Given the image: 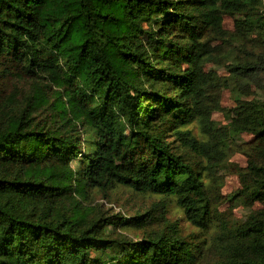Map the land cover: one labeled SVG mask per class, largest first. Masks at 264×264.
<instances>
[{"label":"trees","instance_id":"obj_1","mask_svg":"<svg viewBox=\"0 0 264 264\" xmlns=\"http://www.w3.org/2000/svg\"><path fill=\"white\" fill-rule=\"evenodd\" d=\"M225 14L238 15L234 32L224 29ZM251 34L264 45L263 0H0V64L44 80L25 103L0 95V264H201L199 243L166 232L136 242L105 238L103 219L86 224L58 202L75 180L82 193L124 186L170 197L192 224L210 228L217 208L202 169L162 133L168 126L209 164L226 155L220 130L264 143L263 101L238 94L229 126L210 118L228 81L208 63L230 61L231 78L251 85L264 73L262 54H225L226 44ZM44 106L49 124L35 121ZM194 122L202 137L189 128ZM237 171L239 194L264 205V162L250 159ZM148 216L119 224L142 227ZM232 232L223 255L206 264H264V207Z\"/></svg>","mask_w":264,"mask_h":264},{"label":"rangeland","instance_id":"obj_2","mask_svg":"<svg viewBox=\"0 0 264 264\" xmlns=\"http://www.w3.org/2000/svg\"><path fill=\"white\" fill-rule=\"evenodd\" d=\"M237 17L238 15L225 14L224 29L234 32ZM259 40H262L259 36L251 34L247 38L236 41L233 45L228 43L224 47L225 54H228L226 51L235 49L236 54L243 59L258 57L257 54L264 56V45L259 44ZM219 42L217 39L213 41L214 44H219ZM224 60L225 58H223ZM229 62L207 64V69L217 70L219 75L227 78L226 82L228 81L227 86L222 87L219 95L216 94L218 105H215L210 113V118L217 128L227 127L232 122L235 116L233 110L236 107L238 94H242V98L245 99H257L264 102V73L261 74V79L252 85L246 81H237L231 78L228 73L227 64ZM21 72L22 70L15 63L6 60L1 62V97L15 96L18 103L22 101L25 103L26 98L31 96L36 88L44 85V80L34 81V79L26 76L23 77ZM34 116L36 122L49 124L51 114L44 106L39 108ZM199 125L198 122H194L189 125V128L193 129L195 135L202 137V130ZM162 134L170 143L173 151L183 155L202 169L205 181L209 183L210 197L217 208L215 217H218V220L214 219L210 228L201 229L192 224L186 218L184 210L170 197L150 193L143 194L124 186L106 190L86 188V191L82 193L74 191L79 182L75 180L72 182L73 188L71 190L73 192L65 195L58 202V208L67 215L79 212L84 217L86 224L103 219L101 221L108 224L104 228L103 235L112 240L136 242L161 232L177 235L184 240L199 243L201 247H204L201 264L213 262L225 252L223 247L226 241L231 238L232 230L244 223L250 213L264 207L259 201L249 202L239 194V190L243 188V181L237 171L240 168H247L250 159L264 162V143L260 144L257 138L249 132L240 136H230V132L224 135L225 131L220 130L218 134H222L223 138L228 139L226 155L224 158L221 155L218 162L209 164L206 157L197 156L190 149L182 146L168 126L164 128ZM79 145L81 154H88L92 150L85 131H82ZM84 158V155L81 156V160ZM71 166L78 169L81 166L80 157L71 162ZM143 214L151 216V221L142 227L135 226L132 222L119 224L123 218L130 220L134 216ZM114 221L117 223H110ZM108 251L111 253L113 250L110 248ZM107 257L105 256V258Z\"/></svg>","mask_w":264,"mask_h":264},{"label":"built area","instance_id":"obj_3","mask_svg":"<svg viewBox=\"0 0 264 264\" xmlns=\"http://www.w3.org/2000/svg\"><path fill=\"white\" fill-rule=\"evenodd\" d=\"M264 1V0H263Z\"/></svg>","mask_w":264,"mask_h":264}]
</instances>
